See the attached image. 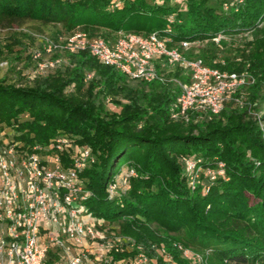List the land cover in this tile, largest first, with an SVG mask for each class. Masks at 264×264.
<instances>
[{
  "label": "trees",
  "instance_id": "trees-1",
  "mask_svg": "<svg viewBox=\"0 0 264 264\" xmlns=\"http://www.w3.org/2000/svg\"><path fill=\"white\" fill-rule=\"evenodd\" d=\"M29 20L91 36H103L96 34L99 29L160 31L173 44L201 42L218 34L257 32L264 24V0H0V29ZM68 54V64H57L32 83L0 81L6 143L48 151L65 135L89 146L95 160L80 172L90 191L86 208L118 223L132 238V255L141 250L157 264H191L180 257V244L208 251L206 264H264V131L245 116L246 104L256 109L251 103L263 95L264 73L257 78L249 71L254 82L248 103L231 97L218 114L191 109L172 119L178 89L171 81L132 79L88 50ZM208 64L241 72V67ZM88 72L92 76L85 80ZM182 156L200 160L193 187ZM217 162L223 173L210 179L206 171L219 167ZM113 181L117 188L110 192ZM151 222L181 234H158ZM108 255L115 261L128 254L112 246ZM59 257L50 249L44 264H57Z\"/></svg>",
  "mask_w": 264,
  "mask_h": 264
},
{
  "label": "built area",
  "instance_id": "built-area-1",
  "mask_svg": "<svg viewBox=\"0 0 264 264\" xmlns=\"http://www.w3.org/2000/svg\"><path fill=\"white\" fill-rule=\"evenodd\" d=\"M169 41L160 31L142 34L120 30L113 38H107L75 29L67 35L64 49L69 53L88 50L103 64L132 79L171 81L178 89L172 119L186 117L191 109L218 114L227 93L253 81L249 74L221 70L201 57L187 56L184 51L194 42ZM58 62L51 61L45 66L54 67ZM177 69L180 72L176 76ZM91 76L92 73H86L85 80ZM3 131H0V264H44L52 247L63 253L64 264H91L87 250L73 252L82 243H99L97 258L112 264L109 255L108 260L103 259L111 248L104 243L116 241L105 233L103 225L107 222L88 212L86 200L90 191L80 175L95 160L91 148L76 145L65 135L56 137L48 151L40 145L23 148L16 142L6 143ZM61 153L67 157L65 160ZM199 161L181 157L191 187L202 171ZM206 173L210 179L216 176L214 171ZM129 174L135 175V171L129 169ZM126 181L123 177L122 182ZM116 188L117 183L110 182L109 191ZM125 243L133 241L127 239ZM113 246L116 251L120 249ZM176 246L184 257L191 256L197 261L205 260L204 255L208 254ZM133 257L138 264L148 261L141 250Z\"/></svg>",
  "mask_w": 264,
  "mask_h": 264
},
{
  "label": "rangeland",
  "instance_id": "rangeland-1",
  "mask_svg": "<svg viewBox=\"0 0 264 264\" xmlns=\"http://www.w3.org/2000/svg\"><path fill=\"white\" fill-rule=\"evenodd\" d=\"M37 27L40 31L36 29ZM257 30V32L232 35L218 34L216 36L217 39L191 43L184 52L187 56L201 57L206 63L212 61L214 64L225 65L227 69L241 67L239 68L240 74L252 75L249 71H254L257 78H259L264 73V24L258 25ZM69 33L61 25H41L36 21L30 20L15 24L10 29H0V48H2L0 52V81L15 85L29 84L32 83V79L35 76L43 75L49 72L50 69L55 68V66L46 67L47 63L58 60V64H68L70 57L69 52L64 49V43ZM115 33L104 29L96 31V34H101L107 38H113ZM177 72H180V70L177 69ZM253 82L254 78L251 83H246L233 92L227 93L225 95L226 100H230L233 97L240 103L243 101L248 103L247 97ZM235 94L237 95L235 96ZM260 94L263 95L259 96L256 102L253 101L251 103L252 106L253 104L256 105V109L246 104L245 116L255 121L264 131V118L262 117L264 114V90ZM110 105L111 103L107 104V106ZM112 106L114 107L112 109H117L114 105ZM220 164L222 167L224 166L222 162H217L219 167L210 168V171H214L216 176L217 173H223L219 172ZM150 226L156 233L161 235L168 234L176 238L181 234V229L177 232H167L156 223L151 222ZM103 228L105 233L108 234V238L116 241V243H104V245L107 247L116 245L120 247L118 249L119 252H126L129 255L112 261V264H138L135 263V257L131 254V245L125 243L127 239L132 238L121 232L118 223L107 222V224L103 225ZM98 247L99 243H87V246L83 248V250L88 251V258L91 264H100L102 262L97 258ZM188 249L193 253L201 254L200 250L193 247H188ZM180 257L187 263L206 264L205 260L197 261L191 256L184 257L182 253ZM103 259L108 260V254ZM61 263L62 257H59V263L57 264ZM143 264H157V262L154 258L149 257L148 261Z\"/></svg>",
  "mask_w": 264,
  "mask_h": 264
},
{
  "label": "crops",
  "instance_id": "crops-1",
  "mask_svg": "<svg viewBox=\"0 0 264 264\" xmlns=\"http://www.w3.org/2000/svg\"><path fill=\"white\" fill-rule=\"evenodd\" d=\"M91 220H92V218L89 219V221H91ZM86 246H87V243H82L81 245H77L76 247L73 248V252H79L80 250H82ZM51 249L54 250V251H56L62 257L63 260H62V263L61 264H64L65 259L63 257V253L60 252V250H58L55 247H52Z\"/></svg>",
  "mask_w": 264,
  "mask_h": 264
}]
</instances>
